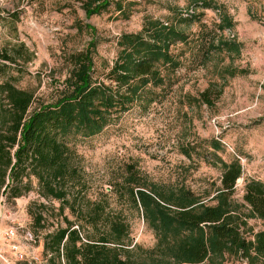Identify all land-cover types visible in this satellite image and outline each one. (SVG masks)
<instances>
[{
	"label": "rangeland",
	"instance_id": "rangeland-1",
	"mask_svg": "<svg viewBox=\"0 0 264 264\" xmlns=\"http://www.w3.org/2000/svg\"><path fill=\"white\" fill-rule=\"evenodd\" d=\"M120 1L123 14L111 3L86 17L84 0H0V51L21 42L30 53L28 60L16 58L3 67L5 75H12L16 86L34 96L50 98L67 71L64 55L80 49L90 37L79 25L94 28L98 65L101 60L111 62L118 35L137 31L143 17L171 23L186 37L169 49L177 64L163 87L153 88L156 94L132 104L100 132L68 140L85 197L100 196L108 179L117 178L124 164L131 163L147 181L174 188L182 184L207 200L219 185L220 162L234 157L242 172L231 196L239 205L236 211L245 213L239 198L244 179L264 182V0ZM187 14L192 18L186 19ZM205 88L210 105L198 98ZM213 140L219 143L217 148L212 147ZM80 196H75L76 202ZM107 201L108 209L128 215L134 241L153 242L149 229L124 200L112 201L108 194ZM57 205L37 194L34 181L32 189L14 200L0 197V234L11 224L42 235L62 224ZM28 208L42 212L41 227L32 223ZM62 214L71 218L67 209ZM243 218L252 231L264 228L263 221ZM39 241L36 264L44 261ZM206 264H264V258L225 255Z\"/></svg>",
	"mask_w": 264,
	"mask_h": 264
},
{
	"label": "trees",
	"instance_id": "trees-1",
	"mask_svg": "<svg viewBox=\"0 0 264 264\" xmlns=\"http://www.w3.org/2000/svg\"><path fill=\"white\" fill-rule=\"evenodd\" d=\"M111 3L124 13L120 0H84L82 9L89 17ZM78 29L89 31L90 37L64 55L67 71L50 98L34 96L5 75L3 67L16 58H30L23 43L0 51V59L9 62L0 63V197L14 200L32 189L34 181L39 196L58 202L62 224L42 235L19 228L32 235L35 245L41 240L42 264H206L225 255L264 258V228L252 231L243 218L264 222V182L244 179L239 198L246 212L239 214L231 196L242 172L237 158L220 162L219 185L207 200L182 184L174 188L147 181L131 163L124 164L117 178L108 179L100 196L85 197L68 140L100 132L132 104L156 94L153 88L163 87L177 64L170 47L186 36L171 23L145 16L137 31L118 35L111 62L97 65L93 26L84 23ZM208 94L205 88L198 98L210 105ZM211 143L219 146L215 140ZM108 194L112 201L124 200L141 218L152 234L150 245L134 241L128 215L107 208ZM27 212L41 227L42 212Z\"/></svg>",
	"mask_w": 264,
	"mask_h": 264
},
{
	"label": "built area",
	"instance_id": "built-area-1",
	"mask_svg": "<svg viewBox=\"0 0 264 264\" xmlns=\"http://www.w3.org/2000/svg\"><path fill=\"white\" fill-rule=\"evenodd\" d=\"M19 231L11 224L1 230L0 264H25V262L29 264L38 260L34 251L36 247L34 238L29 232Z\"/></svg>",
	"mask_w": 264,
	"mask_h": 264
},
{
	"label": "water",
	"instance_id": "water-1",
	"mask_svg": "<svg viewBox=\"0 0 264 264\" xmlns=\"http://www.w3.org/2000/svg\"><path fill=\"white\" fill-rule=\"evenodd\" d=\"M237 180H238V178L235 179V181H237Z\"/></svg>",
	"mask_w": 264,
	"mask_h": 264
}]
</instances>
